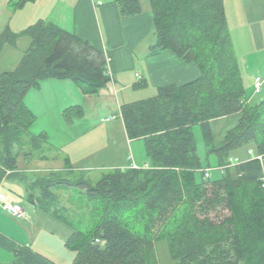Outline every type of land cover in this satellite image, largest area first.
<instances>
[{"label": "trees", "instance_id": "16d2710c", "mask_svg": "<svg viewBox=\"0 0 264 264\" xmlns=\"http://www.w3.org/2000/svg\"><path fill=\"white\" fill-rule=\"evenodd\" d=\"M29 1L10 4L21 8ZM114 2L121 18L143 11L141 0ZM149 3L150 52L172 50L201 70L195 80L160 86L154 96L121 105L128 138L144 140L151 166L130 162L95 183L47 177L36 200L47 207L51 188L68 185L93 202V227L67 238L76 252L71 264H159L155 243L164 238L177 264H264V95L255 102L247 96L224 0ZM20 34L31 38L28 49L15 69L0 71V181L18 171L25 146L39 153L50 144L44 133H29L36 119L25 103L31 87L44 78H68L93 92L110 80L104 51L56 22L40 18L21 33L6 25L0 51L5 42L16 45ZM229 115H238V122L216 143L211 121ZM195 124L208 152L220 159L218 179L205 177ZM244 144L253 146L254 156L232 164L230 152Z\"/></svg>", "mask_w": 264, "mask_h": 264}, {"label": "rangeland", "instance_id": "374dc122", "mask_svg": "<svg viewBox=\"0 0 264 264\" xmlns=\"http://www.w3.org/2000/svg\"><path fill=\"white\" fill-rule=\"evenodd\" d=\"M142 2L146 4L149 0ZM56 3L57 0H33L17 8L16 4L0 0V31L9 25L16 33H21L40 18L56 22L55 16H59L60 9ZM224 5L247 96L251 102L258 101L264 95V89L261 93H255L254 86L257 75L264 78V0H224ZM30 43L31 38L25 34L19 35L16 45L5 42L0 51V71L15 69ZM38 85L31 87L25 95V103L36 116L29 133H44L50 144H46L39 153L25 146L24 151L33 153L26 156L23 151L18 156V167L24 169L16 171L2 186L3 191L13 195L25 192L20 201L28 213L19 219L7 214L5 218L22 223L23 239L25 243L28 242V247L58 264H71L76 252L66 245L67 238L73 230L85 231L93 227V202L78 186L68 185L51 188L54 198L48 209L38 204L37 200V205L32 204L28 198L32 194L38 198V185L47 177L71 180L85 178L95 183L104 173L125 167L132 161L139 167L151 166L144 140L128 138L118 100L123 102V94L127 93L132 96L131 101H135L157 91L151 94L149 91L130 88L116 92L108 82L107 87L92 92L85 84L68 78H44ZM110 93L112 97H105L104 94ZM114 114L118 115L115 119L102 121V118ZM237 122L238 115L213 119L211 125L215 142L219 143L227 130ZM193 133L203 169L208 170L210 179L220 178L223 167L219 157L208 152L200 124L193 126ZM252 148V145L244 144L233 149L229 160L232 159V164H235V157L239 161L253 157L254 154L248 153ZM31 168L35 169L28 171ZM13 177L26 182L24 190L9 183ZM196 179L198 182L202 180V170L196 172ZM155 248L159 264H177L170 253L167 239L157 240ZM0 262L14 264L13 259L7 256L0 257Z\"/></svg>", "mask_w": 264, "mask_h": 264}, {"label": "crops", "instance_id": "0c3cea01", "mask_svg": "<svg viewBox=\"0 0 264 264\" xmlns=\"http://www.w3.org/2000/svg\"><path fill=\"white\" fill-rule=\"evenodd\" d=\"M103 2L100 5L93 0H57L56 4L60 6V9L59 16H55V21L61 27L88 41L95 48L104 51L107 56L106 73L110 78L108 82L116 92L133 88L149 91L152 94L158 92L160 86L183 84L200 76L201 70L196 63H185L172 50L150 52V46L155 41V37L151 38L154 30V15L150 3L143 4L141 0L142 13L130 18H121L114 0H103ZM7 3H10V0H7ZM157 92L150 96L156 95ZM104 95L112 97L111 93ZM131 97L128 93L123 94V102L118 100L120 108L123 103L131 102ZM116 114H114L115 118L118 116ZM23 169L18 167L20 172ZM34 169L31 168L28 171ZM9 177L5 176L0 181V191L5 194L7 201L22 204L20 199L25 192L17 196L3 191L2 185L10 180ZM9 183L23 190L26 184L19 177L11 178ZM32 198L28 200L35 205L36 198ZM22 206L24 207L23 204ZM44 208L48 209V207ZM24 209L27 216V208L24 207ZM6 214L10 215L0 203V257L7 256L10 260L13 259L14 264H58L28 247V242L25 243L23 239L22 223L5 218Z\"/></svg>", "mask_w": 264, "mask_h": 264}, {"label": "built area", "instance_id": "2783aa9c", "mask_svg": "<svg viewBox=\"0 0 264 264\" xmlns=\"http://www.w3.org/2000/svg\"><path fill=\"white\" fill-rule=\"evenodd\" d=\"M93 1L96 2L97 4H100V5H102L104 3L103 0H93ZM254 86H255V93H261L263 91V89H264V78H262L261 76L257 75L255 77ZM113 118H115L114 115L112 117H109V118L108 117L107 118H102V120L103 121H110ZM248 153L249 154H254V151L249 149ZM230 160L232 161V159H230ZM233 161L234 162H238L239 159L235 157L233 159ZM132 166L135 167V168L139 167L135 163H133ZM209 176H210L209 172H208V170H206L205 177L207 178ZM0 203L3 205V208L5 209V211L7 213H9L10 215L18 217V218L25 217V209L22 206V204L13 203V202L7 201L5 194H3L1 191H0Z\"/></svg>", "mask_w": 264, "mask_h": 264}]
</instances>
